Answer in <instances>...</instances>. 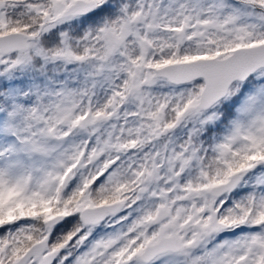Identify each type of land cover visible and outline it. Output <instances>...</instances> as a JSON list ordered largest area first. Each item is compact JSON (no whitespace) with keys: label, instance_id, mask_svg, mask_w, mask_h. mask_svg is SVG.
<instances>
[{"label":"snow or ice","instance_id":"1","mask_svg":"<svg viewBox=\"0 0 264 264\" xmlns=\"http://www.w3.org/2000/svg\"><path fill=\"white\" fill-rule=\"evenodd\" d=\"M0 264H264V0H0Z\"/></svg>","mask_w":264,"mask_h":264}]
</instances>
